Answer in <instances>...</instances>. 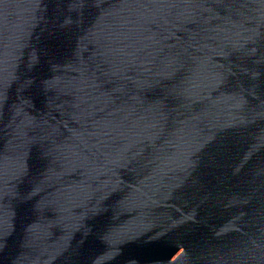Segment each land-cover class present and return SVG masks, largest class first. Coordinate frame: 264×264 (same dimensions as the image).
I'll return each instance as SVG.
<instances>
[{"label": "water", "instance_id": "1", "mask_svg": "<svg viewBox=\"0 0 264 264\" xmlns=\"http://www.w3.org/2000/svg\"><path fill=\"white\" fill-rule=\"evenodd\" d=\"M0 264H264V0H0Z\"/></svg>", "mask_w": 264, "mask_h": 264}]
</instances>
